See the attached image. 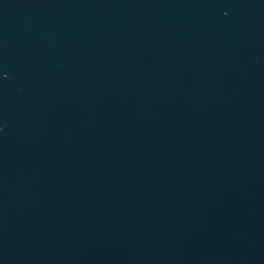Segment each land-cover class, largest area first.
I'll return each instance as SVG.
<instances>
[{
	"label": "water",
	"instance_id": "obj_1",
	"mask_svg": "<svg viewBox=\"0 0 264 264\" xmlns=\"http://www.w3.org/2000/svg\"><path fill=\"white\" fill-rule=\"evenodd\" d=\"M0 264H264V0H0Z\"/></svg>",
	"mask_w": 264,
	"mask_h": 264
}]
</instances>
